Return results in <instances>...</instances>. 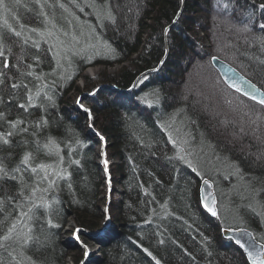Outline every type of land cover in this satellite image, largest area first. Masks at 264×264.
Here are the masks:
<instances>
[{
    "label": "trees",
    "instance_id": "obj_1",
    "mask_svg": "<svg viewBox=\"0 0 264 264\" xmlns=\"http://www.w3.org/2000/svg\"><path fill=\"white\" fill-rule=\"evenodd\" d=\"M20 1L28 12H23L21 3L16 6L18 10L6 0L0 6V51L4 53L0 56V79L5 82L0 86V111L8 119L25 118L33 122L41 117L47 119L48 124L35 138L44 144L45 138L51 137L59 145L64 163H59L54 147L38 153L36 162L51 165V171L57 166L66 168L68 177L58 180V187L44 194L51 207L37 210L36 219L30 222L38 241L30 243L23 255L19 249L14 255L22 264H63L66 249L58 232L66 221V213L72 210L78 227L90 231L96 229L95 220L100 218L95 202L99 176L92 158L91 137L88 139L84 133L85 117L78 114L80 118H72L71 111L60 105L68 90L76 85L75 77L81 74L84 65L78 59L69 63L71 55L58 59L47 42L38 37L36 40L34 34H29L30 39L20 36V24L35 30L41 25L30 10L43 0ZM45 1L52 5L47 10L52 14L55 30L62 27L59 32L74 39H81L82 32H86L91 39L95 40V35L110 46L111 54L99 55L97 60L101 64L129 62L128 67L121 66L112 75H98L96 86L92 80L85 79L86 90L104 87L85 103L98 116L97 132L110 142V155L121 161L120 166L109 167L114 179L119 173L118 183L123 189L120 206L115 201L114 210H109L120 229L115 241L103 249L104 259L100 264H155L156 260L160 264H249L237 246L221 238L219 220L209 218L200 208V178L196 170L218 187L224 185L230 191H243L246 202L237 216L243 222L247 220L245 226L257 238V233L264 229V146L261 144L262 140L264 143V108L226 87L211 65V58L218 56L264 90V42L259 39L264 37V30L258 27L264 23V13L258 10L260 0H255L256 8L253 0H232L228 9L218 7L217 0H184L180 19L165 34L168 54L164 64L157 71L145 74L148 79L142 84L137 81L131 91L127 88L133 79L142 71L155 68L162 59L163 31L175 16L180 0H88L100 8L95 11L83 6L82 0ZM5 9L16 11L19 18L9 19ZM253 12L255 15L250 16ZM233 22L240 28L249 23L253 30L235 32ZM199 28L211 39L210 48L198 44L203 40L199 36L195 40ZM14 31L20 37L16 38ZM59 32L56 36L61 39ZM69 43L71 50L75 44ZM5 60L9 68L3 67ZM182 60L184 66L179 65ZM63 69L66 74L62 73ZM28 71L32 72L31 76H20V72ZM21 81L28 85L33 96L39 92L35 100L37 107L27 113L17 107L26 101V90L10 87L11 83ZM111 83L116 90L109 86ZM154 91L158 92V100L150 95ZM146 95L147 102L142 99ZM171 110L179 111L172 122ZM4 130L7 125L0 128ZM251 134L260 142L252 139ZM168 137H185L182 147L185 151L177 152ZM14 139L21 142L34 137L17 135ZM97 144H101L100 139ZM24 150L16 147L11 155L0 151V156H7L9 165L15 166ZM178 154L184 156L183 161L177 158ZM229 159L232 165L226 163ZM74 160L79 164L70 163ZM18 187L15 182L5 184L0 199L7 202ZM239 200L231 204L232 208ZM15 215L5 203L4 211L0 212V235L15 222ZM49 218L55 227L48 226ZM114 232L107 234L114 238ZM0 262L14 264L3 249H0Z\"/></svg>",
    "mask_w": 264,
    "mask_h": 264
},
{
    "label": "rangeland",
    "instance_id": "obj_2",
    "mask_svg": "<svg viewBox=\"0 0 264 264\" xmlns=\"http://www.w3.org/2000/svg\"><path fill=\"white\" fill-rule=\"evenodd\" d=\"M6 1L8 3H13V8L15 6L16 9H17L16 6L21 3V7L23 9V12H26V11L28 12V9L25 7V5H23L22 1H20V0H6ZM81 2L83 4V6L86 5L87 7H89V9L91 11H95V9L96 10L100 9L98 7L96 8V6L94 7L91 2H88V0H82ZM44 3H45L46 7L44 6ZM88 4L92 5L93 7L89 6ZM183 6H184V3L183 4L180 3L179 8L181 9V11H182ZM13 8L8 6V9H10V10H12ZM48 8L52 9V5L48 4L47 1H45V0H43V3L40 1V3H38L37 7L34 6L33 10H30V11L34 14L33 17L36 16L37 19H40L41 25H39V27L37 26V28L35 27L36 28V30H35L33 28H30V25L25 26L27 24H25V25L20 24V26H21L19 29V31H21L20 36L23 35V37L25 39H30L31 35L34 34L35 39L38 37L41 40L43 39L44 42L45 41L47 42V44L49 45L50 51L56 52L58 59H62V58L65 59L67 56L71 55V57L68 60L69 63L71 62L72 59H74V62H71V63H75L76 59H78L79 64L84 65L82 70H81V74L79 76L75 77L76 79H75L74 83H76V85H74L73 88L68 90V93H66L67 94L66 98L63 99V101L60 105L63 108L71 111V112H69V114H70L69 116H72V118H75V119H77L78 117L80 118V116H78V114L84 115V117H85L84 126L86 129V130H84V133L87 134V135H85V137H87V138L91 137L92 143H90V145H91V147L93 146L92 158H94V160H93L94 165L96 166L97 173L99 176V178H98L99 186L96 190L97 194L95 197V199H96L95 202L97 203L98 211L100 212L99 213L100 218L98 220L97 219L95 220L97 228L94 229V231L93 230H91V231L86 230L85 228L80 229L78 227V225L75 223L72 210H69L66 213L67 214L66 215V221L63 223V226H61V229L58 232L59 236H60V241L64 243V246L66 249L63 264H100L102 262V260L104 259V256L102 255L103 249H105L106 246H108L110 243L115 241L116 237H118V232L120 229L119 223H117L113 219H110V216L108 215L109 214L108 210H110L112 207H114L115 201L121 200V198H123V189L121 188L120 184L118 183V181L121 180L120 175L118 173L117 174L118 177L114 179L115 175L112 174V172H110V170H109L110 165H117V166L119 165L120 166L121 161L117 157L110 155V151H109V149H111L110 142L107 143L104 138H103V140H101V138H100L101 136L97 135V133H98L97 131L99 129V125H97L98 116L92 111L94 119H93V121H88L86 119V114L81 110L80 106L77 104V100H82L84 107L89 108L88 104L85 103V100H87L88 97H90V98L95 97L98 94L99 90H101L104 87L99 86V87H96L92 91L86 90L85 79L88 78V80H90V81L92 80L94 82L93 86H96L95 81H96L98 75H100L102 73H104L106 76L112 75V74H114V72L118 71V70H116L117 68H119L121 66L128 67L129 62L124 61V62H121L119 64L115 63V64L108 65V66L101 64L100 60H97V59L99 58V55L102 57H106L104 55L111 54L113 50L110 49V46H108V44L106 45L100 38H98L94 34H93L94 35L93 38L96 37L95 40L91 39V36L89 34H87L86 32H82V36H81L82 40H81L79 38L74 39L72 36H70L69 34H67L65 32H63V33L59 32L62 27L60 29H58L56 27L57 29L55 30V27L53 26L54 21H51L52 19L50 18L52 14L50 15L49 11L47 10ZM5 10H6L5 14L6 15L9 14L8 18L10 17L13 20L14 19L17 20L19 18L17 15H15L16 11L11 12L10 10H7V9H5ZM35 10H37L38 14H36ZM181 11H179V12H181ZM3 14H4V12H3ZM108 14H109V12H108ZM181 14L180 13L175 14V16L172 18L171 22L169 23L170 25L166 26V28H170L175 23H177V21L180 19ZM93 16H94V13H93ZM107 20L108 19H106L105 21H107ZM173 21H175V23H173ZM237 23L240 24L239 21H237ZM28 24H29V22H28ZM233 24H234V22L232 23V26H233L232 29L233 30L235 29V32H237L238 29H240V26L238 24H234V25ZM40 27H41V29L43 27V29L39 30ZM17 28H19V26ZM166 28L163 31L164 35L167 33L166 31L169 30ZM28 32H30V33H28ZM41 32H42V34H41ZM57 32L61 33V36H60L61 39L57 38V36H56ZM80 32H79V34H80ZM15 33H16V31H14V36L16 38H18V36ZM29 34H31V35H29ZM197 36H199L200 38L203 39L198 44L202 45L205 49L210 48L213 45L211 39L210 38L208 39V37L206 36V33H204L200 28L198 29L197 35L194 36L195 40H197L196 39ZM35 39H31V41L32 40L36 41L37 39L36 40ZM70 41H71V43L75 44V46L73 48H71V50H70V47L72 45L69 43ZM163 46H164V44H163ZM164 48H165V46H164ZM220 48H222V47H220ZM219 50H221V49H219ZM217 52H218V50H217ZM135 54L136 53L132 54L131 57L135 56ZM213 57H216V56H213ZM166 58H164L163 61L166 60ZM216 58H219V57L217 56ZM220 60H222V59H220ZM184 64H185V60L179 61L180 66H184ZM226 64H229V63H226ZM160 66H161V64H159L157 69ZM65 69L62 70L63 74H66L65 72H63V71H65ZM145 71H147V70H145ZM148 72L150 73V71H148ZM185 72H184V74H185ZM142 76H143L142 74H139L138 78H142ZM218 76H220V75L218 74ZM177 78H179V76ZM220 78H221V76H220ZM221 80H222V78H221ZM249 81H251V80H249ZM222 82H223V80H222ZM251 82L254 85H256L253 81H251ZM98 83H100V85H103V86L106 85L105 83L100 82V81H98ZM136 84H137V82H132L131 85L127 88V90L131 91L132 89H134L136 87V86L134 87V85H136ZM223 84L225 85L224 82H223ZM109 86L112 89L115 88V86H112V83L109 84ZM256 86L260 89L261 92H264V90L261 89L258 85H256ZM228 88H230V87H228ZM115 90H116V88H115ZM117 90L120 91L121 89L117 88ZM231 90L234 91L233 89H231ZM91 92H95V95H89V93H91ZM236 94L241 96V97L246 98L250 102L252 101L253 103L257 104L259 107H262L260 104L256 103V101L249 99V98H247V97H245L242 94H239L237 92H236ZM180 107H182V106H179V108ZM262 108H264V107H262ZM180 109L182 110V108H180ZM171 111H169V114L173 113V110H171ZM178 112L179 111H175L172 114V116H170V122H172L173 118L174 119L176 118ZM89 123H93L94 126L92 128H89ZM247 125H249V124H247ZM251 135L253 136L255 134H251ZM99 139L101 140V144L98 145L97 142L99 141ZM167 139L170 141V143H173V141H176V143L178 145L176 147L177 152H179V148L185 146L183 143V141H184L183 139H185V137H181V138L171 137V139H170V137H168ZM252 139L260 142L259 138L257 139V136H253ZM95 144H97V146ZM261 144L264 146L263 140L261 141ZM102 151L106 152L107 159L109 161L107 172H105V170H104V163H103L104 157L101 156ZM247 151H249V153L252 152L249 149H247ZM224 160H225V158H224ZM230 161H231V159H229V161H226V163H228L229 165H232L230 163ZM185 164L187 165L186 162H185ZM187 166L189 167L191 165H187ZM49 171H51V170H49ZM196 173L200 178L199 183H198V197H199V189L201 187V184L202 183L204 184V180H208L209 185H211L210 186V194H211V196H213V199L215 201L214 207H215V210L217 212L216 218L219 220L218 223H220V225H221L220 230H223V231L233 230V229H235V227L236 228L239 227L242 229L248 228L247 230H249L251 235L254 236L252 230L249 229V227L245 226L247 220H245L246 222H243L241 220V218L237 216L238 212L243 209L242 204H245V202H246V200L244 199L246 196L241 194L243 191H241L239 189H235V191H230V190H228L229 187L224 186V185L218 187L217 185H214L215 182L212 179L210 180L207 176L202 175V173L198 172L197 170H196ZM224 173L227 174L228 172L225 170ZM122 175H123V172H122ZM230 176L232 177L233 175H230ZM235 179L236 178H233L234 181H235ZM116 181H117V183H116ZM239 198H240V200H239L240 203L234 205V207L232 208L231 204L234 201L238 202ZM199 201H200V197H199ZM220 211H221V213H220ZM105 214H107L109 217V219L107 221L104 219ZM257 222H258V219L255 220V222H253L252 225H255ZM77 228L81 230L79 233L80 241H77V239L73 235L74 230ZM112 230L115 231L114 232V235H115L114 238L112 236H108V234H107V232L111 233ZM262 232L264 234V229L257 233V235H258L257 238L255 236H254V238H256L258 240L257 243H261L262 245H264V243H263L264 236H263V234L261 235ZM111 234H113V233H111ZM220 234H221V232H220ZM222 237H223V234H222ZM81 241L83 242V245L87 246V251H88L87 257H85V255H84L85 248L82 247ZM242 253L244 255L245 260H247L246 253L243 251H242ZM247 262H249V264H252V263H250L249 260Z\"/></svg>",
    "mask_w": 264,
    "mask_h": 264
},
{
    "label": "snow or ice",
    "instance_id": "obj_3",
    "mask_svg": "<svg viewBox=\"0 0 264 264\" xmlns=\"http://www.w3.org/2000/svg\"><path fill=\"white\" fill-rule=\"evenodd\" d=\"M180 3L183 4L184 0H180ZM4 0H0V6H3ZM218 7H222L223 9H228L232 5V0H227L226 3H222L221 0H217ZM62 6V5H61ZM253 7L256 8L257 5L255 0H253ZM258 10L261 13H264V0H260L258 3ZM246 11V9L244 10ZM235 14V13H234ZM255 12L251 13L250 16H254ZM6 23V21H5ZM175 23V21H173ZM259 29L264 30V23L258 24ZM252 27L249 23H245L243 28L238 29V31L242 32H252ZM17 36L20 35L19 32L15 33ZM262 42H264V37L259 38ZM4 53L0 51V56H3ZM215 60L216 57H213ZM160 64L163 65L164 61L161 60ZM4 68H9V62L7 60L3 63ZM31 65H28V68H31ZM158 69L153 68L151 71H157ZM2 75V73H0ZM31 76L32 72H20V76ZM37 79H41V77L37 76ZM148 79L147 75H143L142 78H138V84H142L145 80ZM4 80L0 79V86L4 85ZM136 85H134L135 87ZM10 87L12 89H19L23 87L26 92V101L24 103H18L17 107L23 109L25 113L29 111L30 108L37 107L35 104V100L39 97V92L36 93V96L31 94V90L29 89L27 84L21 83H11ZM254 87V86H253ZM237 92H240L239 88H236ZM245 95H249V98L256 101V103L260 104L264 107V93H261L260 99H257L255 95H250L248 93H244ZM89 95H95V92L89 93ZM151 96L155 97L158 100V92L154 91L150 93ZM48 100H51V97H47ZM144 101H148V96L142 97ZM77 104L80 106L81 110L86 114V119L88 121H93V113L87 107H84L82 100H77ZM149 106H151V102H149ZM48 124L47 119L41 117L36 121H27L25 118H16V119H8L5 112L0 111V128H3L4 125H7V130L0 131V151H7L9 155H11V151L16 147L24 148V152L22 153L20 159L15 164V166H10L7 156H0V191L4 190V185L9 182H15L18 185V190L14 196H9L8 201H4L0 199V212L4 211L5 203H8L9 207L12 208V212L16 213L14 220L15 222L11 223L8 227L7 231L0 235V249H3L7 252L8 256L12 258L14 264H22V261L16 258L14 253H17V250H20V255H23V250L34 240L39 239V237L34 236L33 228L31 226V221L36 219V211L43 208L49 209L51 207L50 202L45 198V193H49L50 191H54L58 187V180L67 179L68 173L66 168H61L57 166L52 171H49L52 168L51 165L45 163H37L36 156L43 149L55 148V154L59 157V163H64V157L60 156V148L59 145L51 137H46V143L41 144V141L38 138L40 131ZM93 123H89V128H92ZM17 135H25L32 136L34 139L31 141L25 139L21 142H16L14 137ZM99 135V133H97ZM103 140V137H100ZM171 139V137H170ZM186 143V141H185ZM174 147H177L176 141H173ZM179 151L182 153L185 151L182 147L179 148ZM101 156L104 157V170L108 171V159L106 152H101ZM180 160H184L183 155H178L177 157ZM70 163L79 164L78 160L71 161ZM204 184L209 185L208 180H204ZM71 187V185H69ZM14 202V203H13ZM213 204L215 201L212 202ZM205 208L207 211L211 213L212 216H217V212L214 207H210L208 204H205ZM25 209H27L25 211ZM8 215H12V213H8ZM104 219L107 221L109 217L105 214ZM28 221V222H25ZM47 224L49 227H55L52 223V220L49 218L47 220ZM19 225H22L20 227ZM80 229H75L73 235L80 241L79 233ZM254 239V238H253ZM163 243V241H161ZM239 243V242H238ZM82 247L85 248L84 255L88 256L87 246L83 245L81 241ZM243 247V245H241ZM147 251V249H145ZM151 256V253H148ZM249 259L252 261V264H264V245H260L259 250L253 246V248L248 253ZM153 259H155L153 257ZM2 264V262H0ZM155 264H160L159 260H156Z\"/></svg>",
    "mask_w": 264,
    "mask_h": 264
},
{
    "label": "water",
    "instance_id": "obj_4",
    "mask_svg": "<svg viewBox=\"0 0 264 264\" xmlns=\"http://www.w3.org/2000/svg\"><path fill=\"white\" fill-rule=\"evenodd\" d=\"M211 64L212 66H214L218 74L221 76L223 82L227 87H230L235 92H237L236 88H239L240 92L237 93L242 94L247 98H249V95H245L244 93L255 95L257 99L262 98L261 93L264 92H261L256 85H254L251 81H249L244 75L238 73L235 70V68H233L231 65L226 64L224 61L220 60L219 58H216L215 60L211 58ZM199 197H200L201 205L204 208H205V204H208L210 207H214V204L212 203L214 199L213 196H211L210 194V187L208 185H205L203 183L201 184V187L199 189ZM208 213L211 215L209 211ZM223 236L232 238L239 247L243 245V247L241 248L244 249L247 256V260H249L250 263H252V261L249 259L248 253L253 248V246H255L257 250H259L261 243H256L253 241L252 235L249 230L247 229L246 230L239 229L235 231L225 230L223 232Z\"/></svg>",
    "mask_w": 264,
    "mask_h": 264
},
{
    "label": "bare ground",
    "instance_id": "obj_5",
    "mask_svg": "<svg viewBox=\"0 0 264 264\" xmlns=\"http://www.w3.org/2000/svg\"><path fill=\"white\" fill-rule=\"evenodd\" d=\"M179 11H181V9L179 8L178 10H177V12H176V14L177 13H180L181 14V12H179ZM166 29H169V28H166ZM168 31V30H167ZM166 31V32H167ZM164 35V34H163ZM163 43H164V46H165V48H164V50H163V54H162V59L161 60H163L164 58H166V55L168 54V46H167V44H166V35H164V38H163ZM160 60V61H161ZM160 61L158 62V64H157V66L155 67L156 69H157V67L159 66V64H160ZM232 66V65H231ZM233 67V66H232ZM234 68V67H233ZM153 69V68H152ZM236 70V69H235ZM148 71H150L151 72V70H147V71H142L141 72V74L142 75H145V74H147V72ZM238 73H240L241 74V72L240 71H238V70H236ZM149 73V72H148ZM139 76V75H138ZM138 76H136V78H134L133 80V82H137L138 81ZM226 86V85H225ZM209 135V134H208ZM122 199V198H121ZM117 202V204H119V206H120V202H121V200H117L116 201ZM115 204V203H114ZM199 206H200V208H202L203 209V211H204V213L209 217V218H216L217 216H212V215H210L209 213H208V211L201 205V201H199ZM107 211V210H106ZM105 211V212H106ZM108 212H109V210H108ZM107 213V212H106ZM109 216H110V219H112V215H111V213L109 212V214H108ZM107 215V216H108ZM116 218V217H115ZM119 218V216H117V219ZM95 228H97V227H95ZM239 229H242V228H236L235 227V229H233V230H229V231H235V230H239ZM245 230L246 229H248V228H244ZM220 232H221V234H220V236H221V238L225 241H228V242H230L231 244H234L235 246H238L236 243H235V241L232 239V238H230V237H222V234H223V230H220ZM252 238H254V236H252ZM253 241L254 242H258V240L256 239V238H254L253 239ZM262 245V244H261ZM238 248L241 250V251H243V252H245L244 251V249H242L241 247H239L238 246ZM248 261V260H247Z\"/></svg>",
    "mask_w": 264,
    "mask_h": 264
}]
</instances>
